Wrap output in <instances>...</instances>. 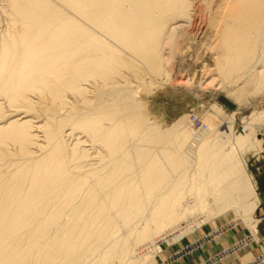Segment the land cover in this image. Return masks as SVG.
I'll return each instance as SVG.
<instances>
[{
	"label": "bare ground",
	"instance_id": "bare-ground-1",
	"mask_svg": "<svg viewBox=\"0 0 264 264\" xmlns=\"http://www.w3.org/2000/svg\"><path fill=\"white\" fill-rule=\"evenodd\" d=\"M204 37L226 93L264 91V0H0V264H156L219 215L259 235L237 151L264 112L213 139L141 98Z\"/></svg>",
	"mask_w": 264,
	"mask_h": 264
},
{
	"label": "rangeland",
	"instance_id": "rangeland-1",
	"mask_svg": "<svg viewBox=\"0 0 264 264\" xmlns=\"http://www.w3.org/2000/svg\"><path fill=\"white\" fill-rule=\"evenodd\" d=\"M197 42L183 43L180 47V60H175V58L172 60L170 82L168 81L163 87L154 90L156 93L154 91L151 94L143 93L141 98H144H142L143 101L146 100L144 103L149 108L150 118L155 119V122L158 121L157 125L163 130H167L180 122L179 120L184 119L195 128L194 130L201 129V132H206L209 138L211 135L213 139L215 138L213 135L216 138H223V134L228 128L232 126L234 129L240 128L245 123H250L248 119L251 118L253 112H264V91L243 92L247 94L242 95L243 102L235 101L232 95L226 93L227 91L224 89L226 82L219 78L215 71L213 44L206 43L205 37L198 42L199 44ZM185 48L186 50H184ZM183 60L184 63L180 64ZM214 78L216 81L221 79L217 81L219 87ZM185 82L187 83L185 84ZM208 82L209 84H207ZM221 83L223 88L220 86ZM253 98L255 99L253 100ZM209 119L210 121H207ZM259 124L264 129V121ZM248 146L246 150L237 151V155L242 169L245 170L244 176L248 174L252 176L255 193L261 198L260 206L251 220L256 223L259 235L252 233L247 227L248 225L234 214L227 217L215 216L213 221H206L200 228H196L194 233L181 238L179 242H171L168 248L165 246L157 258L156 264H243L241 260L248 255H252V258L247 264H264V132L256 135ZM204 217L202 216L200 221H203ZM236 245L245 246L237 254L223 262L214 259L216 255L232 249ZM188 246L196 247V249L183 256ZM210 248H215L216 253L211 254ZM258 259L261 261L259 262Z\"/></svg>",
	"mask_w": 264,
	"mask_h": 264
},
{
	"label": "built area",
	"instance_id": "built-area-1",
	"mask_svg": "<svg viewBox=\"0 0 264 264\" xmlns=\"http://www.w3.org/2000/svg\"><path fill=\"white\" fill-rule=\"evenodd\" d=\"M243 246H245V245H236V247H233L232 249L225 250L224 252L220 253L219 255H216V257L214 259L216 261L223 262L225 259H227L230 256L235 255L239 251H241ZM186 249L187 250L185 251V253H183V256L193 252L196 249V247L194 248V247L188 246V247H186ZM229 251H230V254L228 253ZM258 261L260 262L261 260L258 259Z\"/></svg>",
	"mask_w": 264,
	"mask_h": 264
},
{
	"label": "crops",
	"instance_id": "crops-1",
	"mask_svg": "<svg viewBox=\"0 0 264 264\" xmlns=\"http://www.w3.org/2000/svg\"><path fill=\"white\" fill-rule=\"evenodd\" d=\"M215 251H217L215 248H210V249H209V252H210L211 254L216 253ZM229 264H234V263H229Z\"/></svg>",
	"mask_w": 264,
	"mask_h": 264
}]
</instances>
